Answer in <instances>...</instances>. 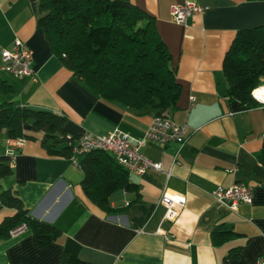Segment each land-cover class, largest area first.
Returning <instances> with one entry per match:
<instances>
[{
	"label": "crops",
	"instance_id": "crops-1",
	"mask_svg": "<svg viewBox=\"0 0 264 264\" xmlns=\"http://www.w3.org/2000/svg\"><path fill=\"white\" fill-rule=\"evenodd\" d=\"M155 17L156 28L171 54L182 94L173 120L189 128L187 143L174 164V142L147 139L142 152L171 170L130 173L137 189H118L109 196L116 211L106 212L85 194L84 171L70 158L50 155L41 134L27 140L13 160L6 131L0 132V162L10 164L12 176L1 180L15 188L34 217L62 230L46 247L38 246L25 229L0 241V264H62L68 251L87 264H225L233 249L240 257L229 264L264 261V166L257 158L264 140V104L243 105L225 96L223 60L236 32L264 23V0H192L210 8L175 23L171 6L186 0H124ZM39 0H0V75L7 74L14 91L4 100L67 117L69 136L84 132L109 135L115 130L142 139L156 112L124 107L104 100L73 76L52 53L38 27ZM19 38L33 52V75L18 78L4 71L2 51ZM191 96H195L191 106ZM31 132V126L26 125ZM243 183L253 190V202L236 209L217 202L215 187ZM164 192L182 195L185 206L177 219L166 222L165 235L156 233L165 208ZM15 213L0 201V222ZM224 222L239 236L214 246L213 227Z\"/></svg>",
	"mask_w": 264,
	"mask_h": 264
},
{
	"label": "trees",
	"instance_id": "trees-1",
	"mask_svg": "<svg viewBox=\"0 0 264 264\" xmlns=\"http://www.w3.org/2000/svg\"><path fill=\"white\" fill-rule=\"evenodd\" d=\"M38 27L45 32L51 51L104 100L142 111L170 115L178 107L182 83L178 80L172 54L159 34L155 17L137 4L124 0H39ZM223 71L227 80L225 96L243 105L258 106L253 91L264 86V23L239 29L229 46ZM14 91L8 78L0 75V95ZM67 117L45 109H34L13 101H0V132L9 138H38L54 156L72 159L84 171L81 182L87 197L106 212L116 211L109 196L118 189H137L130 172L113 154L101 149L76 153L78 137L65 129ZM30 125L32 131L26 130ZM257 158L264 166V140ZM10 164L0 162V201L15 213L0 222V241L12 230L25 225L34 241L46 247L61 235L56 225L34 217L15 188H4L1 180L12 176ZM239 236L224 222L212 229L214 246ZM240 257L231 250L225 264ZM62 264H87L76 254L65 251Z\"/></svg>",
	"mask_w": 264,
	"mask_h": 264
},
{
	"label": "built area",
	"instance_id": "built-area-1",
	"mask_svg": "<svg viewBox=\"0 0 264 264\" xmlns=\"http://www.w3.org/2000/svg\"><path fill=\"white\" fill-rule=\"evenodd\" d=\"M208 5H203L192 0H186L181 4L171 6L170 14L175 23L187 26L188 20L193 15L203 14L209 10ZM33 52L25 42L17 38L12 49H4L2 51L3 70L12 76L23 78L30 77L34 71L31 66ZM254 98L264 104V99L259 97L256 89L253 91ZM195 96H191V106L194 105ZM189 136V128L186 124H177L170 115L165 113L156 114L150 122L145 136L142 139L135 140L128 133L115 130L109 135H97L90 132L82 133L74 149L76 153L89 152L94 149H101L110 152L116 160L126 168L130 173L143 174L148 170L164 172L169 178L171 170H165L162 163L155 161L142 152V146L147 139L168 144L174 142L177 148L174 153L173 163H180V154L187 143ZM26 137L10 138L9 148L10 153L15 160L18 150L26 143ZM72 160L78 165V160L73 157ZM213 198L222 204L227 205L232 209H236L240 204L253 202V190L251 187L236 183L230 186L219 185L210 191ZM186 198L182 195H173L164 192L160 199V205L164 206L165 211L161 218L160 225L155 231L167 236V231L163 228L166 222L173 223L181 209L185 206ZM25 225L19 226L12 230L11 237H14L24 231ZM264 264V261L261 262Z\"/></svg>",
	"mask_w": 264,
	"mask_h": 264
},
{
	"label": "bare ground",
	"instance_id": "bare-ground-1",
	"mask_svg": "<svg viewBox=\"0 0 264 264\" xmlns=\"http://www.w3.org/2000/svg\"><path fill=\"white\" fill-rule=\"evenodd\" d=\"M256 93L259 97L264 99V86L260 87L259 89L256 90Z\"/></svg>",
	"mask_w": 264,
	"mask_h": 264
},
{
	"label": "rangeland",
	"instance_id": "rangeland-1",
	"mask_svg": "<svg viewBox=\"0 0 264 264\" xmlns=\"http://www.w3.org/2000/svg\"><path fill=\"white\" fill-rule=\"evenodd\" d=\"M1 76L5 78V77H7V74L6 73H3V74H1ZM4 98H5V95L4 94H1L0 95V101L4 100Z\"/></svg>",
	"mask_w": 264,
	"mask_h": 264
}]
</instances>
